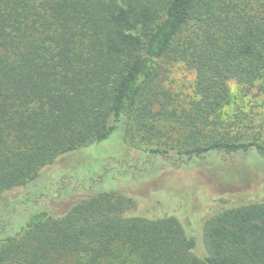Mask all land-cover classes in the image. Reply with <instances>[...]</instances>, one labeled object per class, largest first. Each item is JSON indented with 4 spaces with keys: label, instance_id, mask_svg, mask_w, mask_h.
Masks as SVG:
<instances>
[{
    "label": "trees",
    "instance_id": "trees-1",
    "mask_svg": "<svg viewBox=\"0 0 264 264\" xmlns=\"http://www.w3.org/2000/svg\"><path fill=\"white\" fill-rule=\"evenodd\" d=\"M164 60L194 73L196 98L169 118L177 161L264 157V144L228 138L216 121L229 82L264 75V0H0V197L133 114L146 127ZM17 202L0 214V264H264V203L217 212L198 256L176 218L127 214L126 194L92 191L56 215Z\"/></svg>",
    "mask_w": 264,
    "mask_h": 264
},
{
    "label": "rangeland",
    "instance_id": "rangeland-1",
    "mask_svg": "<svg viewBox=\"0 0 264 264\" xmlns=\"http://www.w3.org/2000/svg\"><path fill=\"white\" fill-rule=\"evenodd\" d=\"M158 67L153 90L158 102L150 107L152 116L142 120L146 127L133 114L106 140L58 158L34 182L0 197V214L9 216L6 209L23 195L34 208L56 215L87 193L112 191L133 200L129 215L176 218L187 235L195 238V254L202 256L204 225L217 212L264 203L263 156L176 160L169 150L176 143L169 118L171 112L187 109L196 98L194 73L181 62L164 60ZM228 87L229 101L216 116L218 132L238 141L264 144V75L247 88L234 82ZM155 149L169 151V156L151 153ZM25 208L18 202L14 206L17 211L7 221L14 229L25 219Z\"/></svg>",
    "mask_w": 264,
    "mask_h": 264
}]
</instances>
